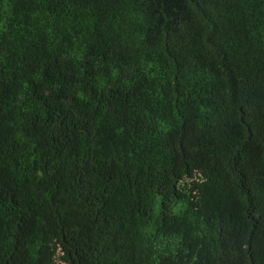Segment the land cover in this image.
I'll use <instances>...</instances> for the list:
<instances>
[{"label": "trees", "instance_id": "1", "mask_svg": "<svg viewBox=\"0 0 264 264\" xmlns=\"http://www.w3.org/2000/svg\"><path fill=\"white\" fill-rule=\"evenodd\" d=\"M0 264H264V0H0Z\"/></svg>", "mask_w": 264, "mask_h": 264}]
</instances>
